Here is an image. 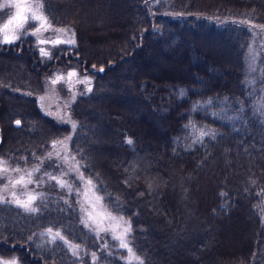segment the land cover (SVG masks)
<instances>
[{"label":"trees","instance_id":"1","mask_svg":"<svg viewBox=\"0 0 264 264\" xmlns=\"http://www.w3.org/2000/svg\"><path fill=\"white\" fill-rule=\"evenodd\" d=\"M38 1L74 43L45 54L30 34L10 42L0 34V159L37 166L42 190L35 211L0 200V257L264 264V104L245 62L264 0ZM9 13L0 7V22ZM261 51L264 68V37ZM71 67L92 77L68 105L73 125L38 99L54 70ZM66 136L81 173L129 222L139 260H125L114 239L105 234L101 244L82 223L75 171L49 153ZM57 173L65 185L47 176ZM237 225L239 247L220 250L222 233Z\"/></svg>","mask_w":264,"mask_h":264},{"label":"rangeland","instance_id":"2","mask_svg":"<svg viewBox=\"0 0 264 264\" xmlns=\"http://www.w3.org/2000/svg\"><path fill=\"white\" fill-rule=\"evenodd\" d=\"M21 5L17 8L16 5ZM0 7L10 9L7 17L0 22L1 39L4 36L17 37L20 33L32 35L40 45V50L50 52L51 46L74 43L73 31L67 27L55 26L50 23L44 15L38 0H0ZM17 13L20 17L17 18ZM40 15L46 23L41 20L32 19V15ZM12 21L9 24V21ZM8 25L5 29V25ZM251 38L246 52V77L258 90V105L264 104V68L261 65L263 58L261 51L262 38L264 37V25L250 23ZM14 38V39H15ZM11 39L10 41L14 40ZM92 84V77L87 73H81L75 68H63L54 70L46 79L44 90L38 95L40 106L44 111L53 115L57 120L67 121L73 125V120L68 111V105L75 96L88 91ZM258 108L260 109V107ZM68 136L55 139L52 142L49 153L54 154L60 164L66 165L70 170L75 171L78 181L79 204L81 211V221L84 226L94 232L100 238L101 244L105 242L104 235L116 241V245L123 250V258L127 261H137L139 256L133 250L129 242L130 224L129 222L114 212H112L104 203L101 195L95 189L93 181L83 175L78 168V163L69 150ZM37 166H11L4 159H0V200H7L18 204L29 201L30 197H37L41 193L38 185V179L35 176ZM48 178L54 179L59 184L67 182L65 173L48 174ZM90 182V183H89ZM31 201V208L33 207ZM24 208V207H22ZM26 209V208H24ZM240 226L237 225L230 229L227 234L222 233L218 242V248L222 251L233 252L239 247ZM51 237L62 238L59 232L55 230L47 231ZM59 234L56 236V234ZM233 235H236L233 237ZM239 235V236H238ZM232 237V238H231ZM228 238L237 240L232 242ZM126 244L127 247L122 245ZM182 254V253H181ZM179 258H183V254ZM0 264H16V258L0 257Z\"/></svg>","mask_w":264,"mask_h":264},{"label":"snow or ice","instance_id":"3","mask_svg":"<svg viewBox=\"0 0 264 264\" xmlns=\"http://www.w3.org/2000/svg\"><path fill=\"white\" fill-rule=\"evenodd\" d=\"M16 7H17V8H20L21 5L17 4ZM19 17H20V13H17V18H19ZM32 19H34V20H41V21H42V25H41V26H43V23H46V21L44 20V18H43L42 16H40V15H36L35 13H33V15H32ZM8 23L11 24L12 21L10 20ZM4 27H5V29H7L8 25L6 24ZM14 38H15V37H9V36L5 35V36H4V41H5V42H10V40H11V39H14ZM45 54H46V53H45ZM17 123H19V122H17ZM89 183H90V182H89ZM34 199H35V197H30V198H29V201H27V202L21 203L20 201H17V203H18V204H21L22 207H24V208H26V209H28V210H30V211H35L34 208H31V207H30V205H31V201L34 200ZM49 231H51V230H49ZM58 235H59V234L57 233L56 236H58ZM122 246L127 247L126 244H124V245H122Z\"/></svg>","mask_w":264,"mask_h":264}]
</instances>
